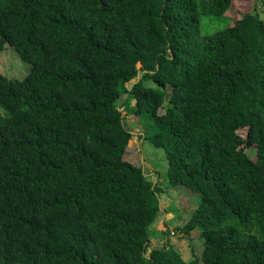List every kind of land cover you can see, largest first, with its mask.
Wrapping results in <instances>:
<instances>
[{
    "label": "trees",
    "instance_id": "1",
    "mask_svg": "<svg viewBox=\"0 0 264 264\" xmlns=\"http://www.w3.org/2000/svg\"><path fill=\"white\" fill-rule=\"evenodd\" d=\"M239 1L0 0V51L31 65L0 73V264H264V19ZM205 17L227 27L201 36ZM132 101L162 186L125 160ZM177 186L199 194L189 262L152 246Z\"/></svg>",
    "mask_w": 264,
    "mask_h": 264
},
{
    "label": "rangeland",
    "instance_id": "2",
    "mask_svg": "<svg viewBox=\"0 0 264 264\" xmlns=\"http://www.w3.org/2000/svg\"><path fill=\"white\" fill-rule=\"evenodd\" d=\"M255 10L264 19V0H240L234 4L231 16L237 18L241 13L252 12ZM227 27V21L217 17H205L200 35L211 34L218 29ZM139 68L141 65L138 66ZM31 65L24 61L19 53L11 46L6 45L3 51H0V73L9 79L22 80L30 72ZM121 108L126 116V125L134 135L129 144V152L125 160L134 165L143 166L147 174L153 181L159 180L160 186L167 183L168 161L165 150L158 148L152 142L151 137L157 131L147 115L136 118L131 114L130 105ZM7 116L6 110L0 106V122ZM241 145H247V130L239 131ZM246 151L255 160L257 149L255 146L247 148ZM195 199H199V194L190 192L180 187H172L161 197L163 212L160 214L154 226V238L152 246L163 247L166 245V237H169L170 243L177 248L183 259L189 262L193 257V252L201 257L202 240L197 231L190 235L182 234V228L188 221L193 208L196 206ZM159 231H158V230ZM200 239V240H199ZM150 252V251H149Z\"/></svg>",
    "mask_w": 264,
    "mask_h": 264
}]
</instances>
